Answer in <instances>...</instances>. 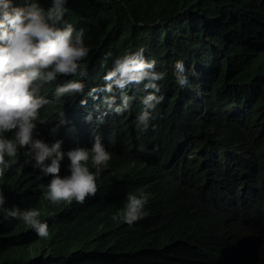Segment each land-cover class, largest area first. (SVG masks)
Returning <instances> with one entry per match:
<instances>
[{"label":"trees","instance_id":"16d2710c","mask_svg":"<svg viewBox=\"0 0 264 264\" xmlns=\"http://www.w3.org/2000/svg\"><path fill=\"white\" fill-rule=\"evenodd\" d=\"M35 2L45 13L52 6ZM65 8L60 26L84 29L90 52L84 93L62 97L64 111L87 113L80 97L140 47L165 74L164 100L146 130L128 125L143 108V85L127 89L130 110L96 118L109 126L112 159L91 169L98 191L84 204L48 200L51 179L29 158L7 170L3 207L39 210L49 235L0 212V264H264V0H67ZM177 61L196 73L187 87L176 81ZM71 79L80 73L53 82ZM141 189L151 194L146 215L114 220Z\"/></svg>","mask_w":264,"mask_h":264},{"label":"clouds","instance_id":"9594fccd","mask_svg":"<svg viewBox=\"0 0 264 264\" xmlns=\"http://www.w3.org/2000/svg\"><path fill=\"white\" fill-rule=\"evenodd\" d=\"M66 3L67 0H52L45 13L35 0L25 7H13L11 0H0V179L21 158H29L27 162L33 170L51 179L47 185L48 200L53 204L62 201L84 204L98 191L97 173L91 169L102 170L112 159L107 146L109 126L96 118L130 110L135 97L129 96L127 89L143 85L147 93L142 100L143 108L138 115L130 113L132 118L128 117V121L135 125L138 120L146 130L164 100L159 95L158 81L165 74L155 71L156 61L146 59L144 47L125 52L113 61L103 77V86L88 91L91 102H98L95 107H87L92 111L81 109L87 111L85 117L68 115L70 111H64L61 98L70 93H84L82 78L86 72L81 71V61L89 55L90 48L85 46L84 29L77 31L70 23L60 26ZM78 72L80 80L71 79L61 86L53 82L58 76H75ZM189 75L196 73H188L184 62L177 61L175 78L180 87L189 85ZM48 91L51 95L46 96ZM87 97H80V107L87 106ZM78 121L89 125L82 128L87 131L85 134L75 133L80 126L73 123ZM52 122L59 125H51ZM72 126L74 129L69 128ZM185 175L196 182L192 174H183L182 178ZM44 189L41 185V191ZM150 195L143 189L138 194L129 193L125 207L113 219L132 225L146 215L144 208ZM5 203L0 189V212L22 220L41 238L49 235V226L40 221L39 210L15 206L8 209L3 207Z\"/></svg>","mask_w":264,"mask_h":264},{"label":"bare ground","instance_id":"6f19581e","mask_svg":"<svg viewBox=\"0 0 264 264\" xmlns=\"http://www.w3.org/2000/svg\"><path fill=\"white\" fill-rule=\"evenodd\" d=\"M88 107V105L86 106V107H82V108H87ZM74 108H76V109H74V111L75 110H77V108H79V107H74ZM56 115L58 114V113H55ZM67 114V113H66ZM68 115H71V116H80V117H85L84 115V113H78V114H75V113H72V114H68ZM51 117V116H50ZM130 124H132L131 122H128V125H130ZM51 125H59V123L58 122H52V124ZM73 125L74 126H80L79 127V129L75 132V133H77V135H79V134H85L87 131H84L83 132V129L82 128H84V126L85 125H88V124H83V122H80V121H78V122H74L73 123ZM74 126H72V127H69L70 129H74ZM89 126V125H88ZM60 127V126H59ZM58 127V128H59ZM64 128H66V127H64ZM68 129H65V131H67ZM14 188H12V190H13ZM243 247H245V246H243ZM239 254H237V256H238Z\"/></svg>","mask_w":264,"mask_h":264},{"label":"rangeland","instance_id":"374dc122","mask_svg":"<svg viewBox=\"0 0 264 264\" xmlns=\"http://www.w3.org/2000/svg\"><path fill=\"white\" fill-rule=\"evenodd\" d=\"M48 95H51V92L50 91L47 92V95L46 96H48Z\"/></svg>","mask_w":264,"mask_h":264}]
</instances>
